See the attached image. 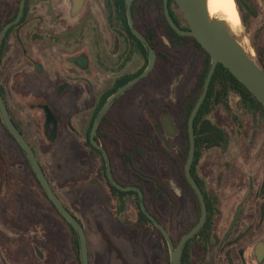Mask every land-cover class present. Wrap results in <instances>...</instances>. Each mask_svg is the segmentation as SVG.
Instances as JSON below:
<instances>
[{
  "label": "flooded vegetation",
  "instance_id": "flooded-vegetation-1",
  "mask_svg": "<svg viewBox=\"0 0 264 264\" xmlns=\"http://www.w3.org/2000/svg\"><path fill=\"white\" fill-rule=\"evenodd\" d=\"M56 1L24 0L20 15L22 0H0V100L33 151L53 193L82 227L90 264H171L167 240L149 217L168 233L174 248L200 221L201 204L185 174L189 148L186 156L184 152L189 139H184V144L178 142L180 136L185 137V116L196 86L187 88L179 81L173 95L172 90L163 95L162 86L171 72L173 76L176 68V72L182 70V51L193 50L200 58L202 54L193 42L172 43L166 38L164 4L163 17L155 0H134L130 10L133 27L154 50L155 66L117 95L95 126L114 94L147 69L148 50L132 33L126 0ZM71 1L77 3L73 12ZM96 2L102 7L100 11L90 7ZM172 11L174 23L188 30L179 20L180 12ZM199 61H204L203 55ZM0 122L24 159L21 171L24 175L28 172L24 181H17L18 169L7 168L10 174L5 182L10 183L4 186L8 201L0 196V264L46 262L48 259L37 251L38 232L45 235V246L49 244L51 249V233L64 237L67 249L74 236L72 253L81 264L76 232L46 196L25 152L6 129L1 112ZM228 146L204 153L225 151ZM174 150L177 159L171 168L165 156ZM52 151L59 161L43 162L40 154ZM194 160L190 173L203 195L206 217L202 228L184 244L181 264H192L194 247H201L204 264H209L219 244L215 234L220 214L218 195L198 176L201 159ZM170 175L180 178L181 195L172 193ZM38 188L49 204L46 211L54 217V229L37 221ZM149 200L154 206L150 207ZM190 200L194 220L178 227L180 202ZM239 213L234 214L224 235L230 246L245 238L239 232ZM10 214L17 219L28 215L30 224L6 225L5 217ZM150 229L160 237L156 246L149 245ZM253 256V261L244 264H264L263 242Z\"/></svg>",
  "mask_w": 264,
  "mask_h": 264
},
{
  "label": "rangeland",
  "instance_id": "rangeland-1",
  "mask_svg": "<svg viewBox=\"0 0 264 264\" xmlns=\"http://www.w3.org/2000/svg\"><path fill=\"white\" fill-rule=\"evenodd\" d=\"M38 1L41 2V0ZM49 1L57 2L56 0ZM58 1L65 2V0ZM74 1L69 2V6L71 5V10L74 9L75 11L77 3ZM234 1L240 19V24L234 35L251 58L264 71V0H248L251 11L239 7L236 0ZM91 4L93 5L90 7L99 8V11L102 8L97 2ZM172 8L176 14L179 13L175 6H172ZM179 20H182L181 13L179 14ZM68 22L75 23L76 21L70 20ZM165 42L167 43V40ZM167 49L168 46L165 44V50ZM181 54L182 57H185L180 66L182 70L176 72L178 71L176 68L173 76L171 72L163 80L162 88L165 86L163 95H168L170 90H172L173 95L174 89L178 88L181 81L185 82L187 88L195 85L197 91L198 76L203 67V62L199 61L202 60V55H200L201 58L198 57V53L193 50H184ZM169 83H171L170 89L168 87ZM235 102V99L230 101L232 108ZM236 115L241 120L239 123L243 125L244 129L239 128L237 121L231 120L223 110L218 109L213 112V121L229 135L230 144L225 151L211 150L206 154L203 153L198 166V176L212 192L215 191L218 195V209L220 211L215 226V234L219 239V244H217L211 254L209 264H229L230 262L232 264H244V261H253L254 249L257 248L259 243H264V128H255L250 118H241L239 114ZM184 139L185 137L182 135L178 138V142L184 144ZM41 142L44 143V140L42 139ZM173 145L176 149L177 143L173 142ZM40 155L45 163L59 161V157L58 159L55 158L56 154L54 151L46 154L43 152ZM165 158H168L172 168L173 161L177 159V153L175 150L172 154L166 152ZM21 164L24 165V159L15 143L2 128L0 122V196H5V201H8L9 196L8 189L4 185L10 183L5 182V177H9L10 174L7 168L10 167L12 169L15 167L16 170L18 169L15 175L16 180L19 181L21 179V181H24L23 178L28 175V172H26V175L23 174L21 171L22 167L19 166ZM166 170H168L167 167ZM169 178L172 193L176 192L181 195L183 190L180 178H173L171 175ZM37 194L39 214L37 221L44 226L50 225L54 229L56 225L53 220L54 217H51L50 213L46 211L49 204L42 196L39 188L37 189ZM149 205L150 207L154 206V202L149 200ZM180 206L181 211L177 221L178 227H183L194 220V210L192 209L191 200L180 202ZM237 211H240L239 217L241 219L238 223L239 232H243L245 238L239 244L230 246L226 244L224 235ZM22 216L20 215V219H17L10 214V216L5 217V224L10 226L20 224L21 227H27L30 224V217L28 215ZM51 235L53 236L50 240L53 245L52 249L49 244L45 246V241L43 240L45 235L37 233V251L40 252L42 258L46 257L48 260L46 262L38 260L36 264H79L72 253L74 236L72 240L69 239L67 249L65 248L64 237L58 234L55 235L54 232ZM159 241L158 233L150 229L148 236L149 245L156 246ZM29 249L28 247L27 250ZM50 252H53V255H50ZM54 254L56 255L55 257ZM51 256L53 261H50ZM203 259L204 254L201 247H194L192 249V264H202V261L204 264Z\"/></svg>",
  "mask_w": 264,
  "mask_h": 264
},
{
  "label": "water",
  "instance_id": "water-1",
  "mask_svg": "<svg viewBox=\"0 0 264 264\" xmlns=\"http://www.w3.org/2000/svg\"><path fill=\"white\" fill-rule=\"evenodd\" d=\"M134 0H126V12L129 21V26L132 33L144 44L148 50V67L147 69L135 80L128 85L119 89L116 94L107 102L105 107L102 109L99 117L95 122V126L107 109L109 103L120 93L127 88L131 87L138 80L146 77L152 72L156 62V56L154 50L150 48L146 39L138 33L133 27L132 15H131V4ZM177 8L182 12V17L188 25V30L180 29L173 21L170 10L169 0H163L164 4V16L178 36L191 37L201 46V48L209 55L210 67L207 72L205 81L202 86V92L197 99L192 111L189 114L187 121V132L189 139V151L185 165V174L188 183L195 191L201 204V218L198 225L193 228L188 234L182 237L179 245L174 248L169 238L168 233L152 218L150 220L160 229L165 239L167 240L171 264H181V252L184 244L190 240L203 226L206 217V208L204 204L203 195L192 177L190 170L191 165L195 156V138H194V122L195 119L207 97L212 78L215 74L217 66L220 64L232 74L236 80H238L264 107V71L258 66V64L251 58L249 53L244 49L241 43L238 41L236 36L230 30V27L226 22L210 17L207 9V0H173ZM24 7V0L20 4V15ZM20 17V16H19ZM0 112L3 123L8 132L20 145L22 150L25 152L29 159L32 169L37 177L38 182L43 188L46 196L58 210L61 216L67 221V223L74 229L79 240V248L81 254V264H90L88 259V250L86 236L82 227L78 224L76 219L72 217L69 212L62 206L59 199L53 193L50 185L48 184L42 169L29 145L23 139L21 134L12 124L9 119L8 112L0 100ZM53 140L55 138H52ZM119 189L121 187L117 186ZM132 190H136L132 188ZM140 193V191H138ZM141 194V193H140ZM142 210L144 209L143 202L140 203Z\"/></svg>",
  "mask_w": 264,
  "mask_h": 264
},
{
  "label": "trees",
  "instance_id": "trees-1",
  "mask_svg": "<svg viewBox=\"0 0 264 264\" xmlns=\"http://www.w3.org/2000/svg\"><path fill=\"white\" fill-rule=\"evenodd\" d=\"M162 16H163V0H155ZM237 5L241 8L251 11L248 4V0H236ZM172 6H177L173 0H169L170 15L173 18ZM178 9V8H177ZM179 10V9H178ZM125 11L123 5V12ZM182 16V12L179 10ZM164 17V16H163ZM183 23L186 25L185 20L182 17ZM165 35L172 43L175 41L186 42L190 41L195 44L200 53L204 56L203 67L200 75L198 76L197 91L193 96L189 109L185 116L184 132L185 139L188 140L187 132V120L190 112L192 111L198 97L202 92V86L205 81L207 72L210 67L209 55L201 48V46L191 37L178 36L175 31L169 26L166 20H164ZM179 27V25H178ZM180 29L182 27H179ZM151 32V30H149ZM236 100L234 107L230 105L231 100ZM223 110L231 120L237 121L239 128L244 129L243 125L239 123L241 121L236 114H239L241 118H250L255 128H264V107L257 101V99L225 69L222 65H218L215 74L212 78V82L209 87L207 97L195 119L194 122V138H195V163L198 162L203 153L206 150L213 148H226L230 144L229 135L220 128L212 119V114L215 110ZM189 148L188 141L185 144L184 155H187ZM75 252L78 255V241L75 242Z\"/></svg>",
  "mask_w": 264,
  "mask_h": 264
},
{
  "label": "bare ground",
  "instance_id": "bare-ground-1",
  "mask_svg": "<svg viewBox=\"0 0 264 264\" xmlns=\"http://www.w3.org/2000/svg\"><path fill=\"white\" fill-rule=\"evenodd\" d=\"M207 9L210 17L226 22L235 34L240 19L234 0H207Z\"/></svg>",
  "mask_w": 264,
  "mask_h": 264
}]
</instances>
